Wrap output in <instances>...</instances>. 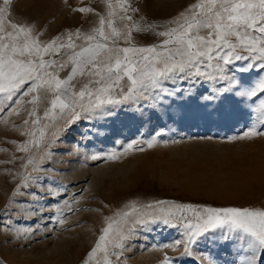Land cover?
<instances>
[{
    "label": "rangeland",
    "instance_id": "rangeland-1",
    "mask_svg": "<svg viewBox=\"0 0 264 264\" xmlns=\"http://www.w3.org/2000/svg\"><path fill=\"white\" fill-rule=\"evenodd\" d=\"M139 9L134 20L164 30L196 0H130ZM91 7L90 13L75 9ZM58 11L60 14L52 15ZM102 0H14L11 19L34 24L41 41L80 29L90 32L107 13ZM44 13V14H43ZM136 45L158 43L152 32H134ZM80 43V40L76 41ZM234 75L243 86L264 75L259 68ZM67 71L61 72L63 77ZM168 87H172L168 82ZM181 88L193 87L179 82ZM194 96L178 95L162 104L128 102L102 117L82 118L63 132L54 158L45 166L41 181L27 189L19 184L17 151L27 139L26 113L0 114V264H83L105 226V217L129 201H175L212 207L264 209V136L242 137L250 127H261L259 109L264 95L240 98L228 94L215 106L199 97L209 94L206 84L194 86ZM27 99V98H25ZM156 138L144 152L123 149L133 141ZM117 152L119 160L93 161V154ZM72 209V211H69ZM60 221H63L62 223ZM182 239L181 231L164 224L150 225L129 243L120 264H161L165 255L173 264H241L245 241H227L211 234L181 255L183 246L164 247ZM264 264V261H262Z\"/></svg>",
    "mask_w": 264,
    "mask_h": 264
},
{
    "label": "snow or ice",
    "instance_id": "snow-or-ice-1",
    "mask_svg": "<svg viewBox=\"0 0 264 264\" xmlns=\"http://www.w3.org/2000/svg\"><path fill=\"white\" fill-rule=\"evenodd\" d=\"M13 2L0 0V114L6 109L14 115L26 113L18 127L27 137L17 148L24 155L14 157L22 171L13 198L21 188L39 184L63 132L82 118L111 114L128 102L162 104L178 95L187 99L201 83L210 89L199 97L206 106L217 105L228 94L264 95V75L249 86L229 75L241 61L244 65L236 69L240 72L253 68L264 72V0H196L159 31L160 26L142 23L143 18L134 20L129 13L139 9L130 0H102L108 11L90 32L69 30L50 41L39 39L34 24L10 18ZM75 10L94 11L91 7ZM134 32H152L162 39L139 46ZM179 82L193 87L181 88ZM259 113L262 126H252L236 139L264 136V103ZM158 142L156 138L143 144L133 141L123 152H144V145L153 148ZM104 158L119 160L121 154L90 157ZM155 224L181 231L182 239L164 245L183 246L181 255H192V246L200 239L219 234L225 241L238 237L246 242L241 264L264 261V209L133 200L105 217V226L83 264H120L130 241ZM173 259L165 255L161 264H173Z\"/></svg>",
    "mask_w": 264,
    "mask_h": 264
},
{
    "label": "crops",
    "instance_id": "crops-1",
    "mask_svg": "<svg viewBox=\"0 0 264 264\" xmlns=\"http://www.w3.org/2000/svg\"><path fill=\"white\" fill-rule=\"evenodd\" d=\"M44 14V13H43ZM60 14L58 11H56V13H53L52 15H58Z\"/></svg>",
    "mask_w": 264,
    "mask_h": 264
}]
</instances>
